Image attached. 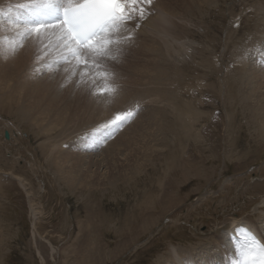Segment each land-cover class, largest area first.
I'll use <instances>...</instances> for the list:
<instances>
[{"label": "rangeland", "instance_id": "rangeland-1", "mask_svg": "<svg viewBox=\"0 0 264 264\" xmlns=\"http://www.w3.org/2000/svg\"><path fill=\"white\" fill-rule=\"evenodd\" d=\"M259 1L152 0L147 6L148 14L164 6L177 16L187 15L186 20L174 18L177 24L188 28L182 37H176L181 40L175 44L182 41L180 44L185 42L188 47L192 39L196 49L192 50L193 55L185 54L187 60L175 51L171 52L172 57L166 54L171 59H161L163 68L158 66L155 72L159 77L154 73L149 76L151 79L144 77L145 81L124 74L133 71L136 64L133 68L137 70L140 62L141 66L145 64L146 55L139 54L141 47L136 45L139 36H132L133 46L130 40L119 50L114 48V60L104 61L112 74L109 81H92L89 74L81 83L83 69L72 75L74 60L50 64L55 53L39 52L41 41L31 35L25 37L26 42L31 37L30 40L39 41L40 47L35 42L38 49L34 50L31 44L35 52L30 55L26 52L30 41L23 44L18 35L21 29L11 26L5 15L0 16V21L7 22V29L0 25L4 26L2 33L15 35L12 44L21 43L22 54L30 56L24 75L19 74L18 78L29 76L30 81L33 79L30 86L42 83L40 86L46 87L48 93L60 94V104L72 99L85 108L93 107L90 111L76 110L90 117L79 121L83 125H79L80 129L54 127L52 116L43 117L42 126L38 127L15 107L0 111V264H154L169 248L196 246L232 220H248L264 237V187L253 188L264 181V143L255 136L237 98L233 101L231 93H227L224 79L227 72L235 71V44L241 39L245 68L249 73V68L262 70L263 58L246 42L247 35L264 39L263 33L256 32L260 27L254 28L259 20L255 8ZM5 2H0V9H4ZM8 4L15 5V15L21 13L17 4ZM237 17L239 26L234 27ZM136 23L129 22L127 28L137 30ZM231 26L236 29L233 33ZM2 39L9 45L7 38ZM35 53L39 57L42 54L41 58L37 59ZM221 53L223 62L219 69L220 64L214 60ZM23 55L21 60L25 59ZM87 79L96 84H90L94 89L87 86ZM247 79L242 85L246 93L256 82L254 78ZM106 83L114 86L116 92L93 94ZM12 87L10 83L8 89ZM18 90L14 94L17 99L21 95ZM21 91L26 92V86ZM83 94H87L85 98ZM130 99L134 102L131 106ZM19 100L26 109V100ZM183 104L193 114L188 119L187 134L181 128L185 123ZM129 106L130 110L138 107L132 123L128 121L106 140L90 139L94 130L116 114L129 111ZM86 121L88 125L83 124ZM129 123H134L133 127L126 130ZM5 130L9 138H4ZM6 170L23 175L29 185L22 187ZM27 193L32 196L31 202Z\"/></svg>", "mask_w": 264, "mask_h": 264}, {"label": "bare ground", "instance_id": "bare-ground-1", "mask_svg": "<svg viewBox=\"0 0 264 264\" xmlns=\"http://www.w3.org/2000/svg\"><path fill=\"white\" fill-rule=\"evenodd\" d=\"M3 1L5 2L6 0H0V2ZM24 0H7L5 2V5H3L2 8L4 9H0V10H4L3 13H6V21L9 22V17H11L12 19H15L16 15H18V13L15 15V11L13 10L14 6L15 5H11V4H8V2L10 3H14V4H18L20 2H22ZM158 1V0H157ZM259 1V0H258ZM17 2V3H15ZM160 2V1H159ZM162 2V0H161ZM174 1H172L173 3ZM201 3V2H200ZM204 3V1H203ZM256 3V2H255ZM2 4V3H1ZM0 4V5H1ZM159 4V3H158ZM199 4V3H198ZM257 4V7L256 10H258V14L259 16L258 17V21L255 23L254 25V28H259L260 27V30L259 31H256L257 33L260 32L261 34L263 33L264 34V0L262 1H259ZM164 5V4H163ZM147 6L148 4H145V9L147 10ZM155 6V5H153ZM171 6V5H170ZM202 6V5H201ZM1 7V6H0ZM186 7V6H185ZM248 7V6H247ZM250 7V6H249ZM153 8V7H152ZM240 8V7H239ZM254 8V9H255ZM11 9V11L9 12L8 10ZM154 9V8H153ZM171 9V8H169ZM176 9V8H175ZM193 9V8H192ZM177 10V9H176ZM23 11V10H22ZM21 11V12H22ZM243 11V10H242ZM245 11V10H244ZM255 11V10H254ZM1 12V11H0ZM262 12V14H261ZM257 13V12H256ZM20 14V13H19ZM186 14V13H185ZM191 14V13H190ZM238 16L240 13H237ZM235 14V15H237ZM246 14V13H245ZM184 15V14H183ZM193 15V14H191ZM187 16V15H186ZM186 16L185 17V20H186ZM177 17L178 19H181L184 17H181V16H177V14H174L172 12H169L168 10H165V7L164 6H160V8L157 9L156 12H154L153 14H148L146 13L145 15V18L143 20H137V23H139V27L137 30H134L133 28H130L131 29V33H132V36L133 37H136V36H139V40L140 42L137 43L136 45L139 46V54H143V55H146L145 56V64L143 66H141V63L140 62V67L137 68H133L132 66H129L132 67V70L129 74L128 73H124L125 75H127L128 77L132 78V79H136V78H142V81L144 79V77H146V79H149L150 75L154 74L156 71L159 70V67L161 68L162 64H161V59L164 58V56L167 57V60L168 59H171V58H168L169 56H171V52L172 51H175V52H178L177 54H180V56L184 59V60H187L188 58L186 57L185 54H189L191 55L192 54V50H195L196 48L192 47L194 45H192L191 43H193V41L189 40L191 43L189 44L191 46V48L188 49L187 47V43L185 44V42H183V44H180L182 43L181 42H178V45L175 44L176 43V40L180 41V39H177L178 38V35H182L181 33H184L187 31L188 28H186V26H183V25H179V23L177 24V22L174 20V18ZM233 18V16H232ZM182 19V20H183ZM188 19V18H187ZM2 21H0V25H5V28L7 29V22L4 21V19H1ZM191 22V21H190ZM236 22V21H235ZM244 22V20H243ZM10 23V22H9ZM234 23V22H233ZM13 25V23H11ZM235 24V23H234ZM241 24V23H240ZM9 25V24H8ZM130 25L129 23L127 24V26ZM16 26V25H15ZM234 26V25H233ZM17 27V26H16ZM22 27L23 25H21V27H18L22 30ZM235 27V26H234ZM231 26V31L232 33L235 32V28ZM129 28V27H128ZM253 28V29H254ZM13 29V28H12ZM2 30H4V26H0V111L2 110H6L8 109L9 111L15 107L16 111L18 113H24L28 116L29 120L34 124V125H38V127L42 126V123H41V119L43 117H49V116H52L53 117V121H54V124L53 126L54 127H63L65 125L68 126V128H72L74 129L73 127H78L79 125H82V123H79V121L81 119L85 120V119H89L90 120V117H86L82 114H80L81 111H76V110H80L82 108V111L83 110H86L88 109L89 111L91 109L89 108H85L84 105L81 103L79 104V102H76L78 103V106H75V100H72L70 99L71 101L69 102V100H66L65 102H67V104L64 102L63 104H60V102L62 100L59 99V93H58V90H57V94H59L58 96L55 94L52 93H48L46 91V87H41L42 86V83H40V85H37L35 84V86H30L29 84L31 83V81L33 80L31 77V81L29 80V76L26 77L25 75V78L24 79H20L18 78L19 77V74L20 75H24L22 74V72L25 69V63L28 62L29 60V54L30 52H33L35 49H38V45H39V41L37 42L36 40H30L31 37H36L34 36V34L31 35V37H29V40L27 39V42H29V47L30 48H27L26 47V52L29 51V54L26 56H24L22 54L23 51H21L19 49L20 45H22L21 43H19V46L15 43L14 44V39H15V35H12L11 36V33H7V34H3L2 33ZM133 30V31H132ZM9 32V31H8ZM13 32V31H12ZM137 32V33H136ZM128 33V32H126ZM136 33V34H134ZM189 33V32H188ZM187 33V34H188ZM258 33V34H260ZM186 34V33H185ZM135 35V36H134ZM253 35V34H251ZM257 35V34H256ZM127 36V35H126ZM179 36V37H180ZM3 37L7 38L10 42H9V45H6L7 43L4 41L5 39H2ZM177 37V38H176ZM182 37V36H181ZM186 37V36H185ZM259 37V36H258ZM264 37V36H263ZM246 38V37H245ZM257 36L255 37V35L252 37V36H249L247 35V39H246V42H248L250 45H253V49L256 51V54L260 57V58H263V61H264V39L261 38V36L259 37V39H256ZM261 38V39H260ZM187 39V37H186ZM189 39V38H188ZM187 39V40H188ZM241 39V38H240ZM135 40V39H134ZM133 40V41H134ZM196 40V39H195ZM243 41L244 39H241L239 42H237L235 45L236 49V53H234L235 55V58H236V61H234L236 64L234 65L235 67H233L235 69V71H229L230 74H225V81L228 83V88H229V91L227 92L228 94L231 93V97L233 98V101H236L235 99L237 98L239 104L241 105V110H242V113L244 114V116L248 119V121L252 124V128H253V131L255 132V136L258 137L259 140H261L263 143H264V64L262 65L261 64V67H262V70L260 68H254L253 70L251 68H249V70L251 71L249 73L248 69L245 68L246 64V60L245 62L242 61V45L244 46L243 44ZM23 44L27 43L26 42V38H23ZM38 44H36V43ZM130 42V41H129ZM198 42V41H197ZM245 42V43H246ZM13 43V44H12ZM134 43V42H133ZM132 43V39H131V44L132 46L134 45ZM34 45L35 48L32 49V45ZM248 44V45H249ZM40 45H41V49H39L38 51L39 52H43V46H42V43L40 42ZM39 45V47H40ZM247 45V43L245 44ZM23 46V45H22ZM199 47V46H197ZM248 47V46H247ZM246 47V48H247ZM250 47V46H249ZM2 48V49H1ZM205 48V46H204ZM201 49V48H200ZM223 49V48H222ZM248 49V48H247ZM246 49V53L248 52V50ZM252 49V46L250 47V50ZM137 50V51H139ZM144 50V52H143ZM206 50V49H205ZM136 51V52H137ZM35 52V51H34ZM197 52V51H196ZM211 52V51H210ZM38 53V52H37ZM37 53H35L37 55ZM195 53V52H194ZM169 56H167V55ZM199 54V53H198ZM211 54V53H210ZM22 55L24 56V60L22 58ZM31 55V54H30ZM188 55V56H189ZM193 55V54H192ZM214 55V54H213ZM233 55V54H232ZM42 56V54H41ZM40 56V57H41ZM174 56V55H173ZM179 56V55H178ZM247 55H245L244 57H246ZM35 57V55H34ZM37 57H39L37 55ZM172 57V56H171ZM176 58V56H174ZM233 57V56H232ZM192 58V57H191ZM248 58V57H246ZM31 59V58H30ZM119 59V58H118ZM176 59H179V58H176ZM174 60L175 64H176V61L177 60ZM193 59V58H192ZM191 59V60H192ZM212 59V58H211ZM6 60V61H5ZM20 60L23 62L21 65H20ZM181 59H179L180 61ZM133 61V60H132ZM143 61V63H144ZM166 61V60H165ZM178 61V62H179ZM194 61V60H193ZM215 63H217L218 65L220 64L219 66V69H221V64L223 62V57H222V53L218 56L216 54V59L214 60ZM177 62V63H178ZM212 62V61H211ZM72 63H75V62H72ZM163 63V62H162ZM187 63V62H186ZM248 63V62H247ZM33 64V62H32ZM161 64V65H160ZM200 64V63H199ZM125 65V64H123ZM165 65V64H163ZM167 65V64H166ZM177 65V64H176ZM214 65V64H213ZM245 65V66H244ZM122 66V65H121ZM159 66V67H158ZM175 65L172 66V68L174 67ZM178 66V65H177ZM176 66V68H177ZM248 66V65H247ZM124 67V66H123ZM125 67H128V66H125ZM137 67V64L136 66ZM179 67V66H178ZM203 67V66H202ZM251 67V66H250ZM259 67V66H258ZM163 68V67H162ZM218 68V67H217ZM126 69V68H125ZM157 69V70H156ZM179 69V68H178ZM161 70V69H160ZM186 70V69H185ZM127 71V69H126ZM162 71V70H161ZM159 71V72H161ZM217 72H219L217 70ZM170 73V72H169ZM26 74V73H25ZM29 74H32V73H29ZM157 74V73H155ZM154 74V75H155ZM203 74H205L203 72ZM215 74V73H214ZM218 74V73H217ZM28 75V74H27ZM79 75V74H78ZM169 75V74H167ZM31 76V75H30ZM124 76V75H123ZM157 77H159V75L157 74L156 75ZM174 76V75H173ZM179 76V75H178ZM38 77V76H37ZM149 77V78H148ZM163 77V78H162ZM165 76H161V78L163 80ZM167 77V76H166ZM165 77V78H166ZM172 77V76H171ZM170 77V79H172ZM201 77V76H200ZM91 80H92V76L89 77ZM129 78V81L131 80ZM152 78V76H151ZM150 78V79H151ZM247 78H254L255 79V84L253 86H250L249 87V91H245L244 89V86H242L243 84H245L246 82H248V79ZM158 79V78H157ZM168 79V77H167ZM88 80V79H87ZM86 80V81H87ZM88 80L87 83L89 85L87 86H90V84L94 83L92 81L94 80ZM139 80V79H137ZM162 80V81H163ZM42 81V80H41ZM78 81V80H77ZM95 81H98L95 80ZM141 80L137 81L138 84H140ZM155 81V80H154ZM153 81V82H154ZM160 81V79L158 80ZM223 81V80H221ZM136 82V83H137ZM161 82V81H160ZM10 83H13V87L8 89V85ZM100 83V82H98ZM130 83V82H129ZM134 83V82H133ZM200 83V82H199ZM49 84V83H48ZM47 84V85H48ZM81 84V83H80ZM85 84V83H84ZM95 84V83H94ZM102 84V83H101ZM29 85V87H28ZM52 85V84H51ZM96 85V84H95ZM94 85V86H95ZM180 85V84H179ZM26 86V92L24 91L22 93L21 90H23V88ZM40 86V87H39ZM15 87H17L18 89H15ZM54 87V86H53ZM69 87V86H68ZM96 87V86H95ZM99 87V86H97ZM96 87V88H97ZM219 87V86H218ZM83 88V87H82ZM93 88V87H91ZM176 88V87H175ZM181 88H182V85H181ZM225 88V87H224ZM94 89V88H93ZM219 89V88H218ZM18 90V92L21 94L18 96V99L15 98L14 94H16V91ZM225 90V89H224ZM15 91V92H13ZM79 91V90H78ZM82 91V89H81ZM56 92V89L55 91ZM80 92V91H79ZM85 92V91H84ZM213 92V91H212ZM64 93V92H63ZM62 93V94H63ZM76 94V92H74ZM83 93V92H81ZM66 94V93H65ZM64 94V95H65ZM90 94V93H89ZM88 94V95H89ZM94 94V93H93ZM84 95V94H83ZM87 94L84 95V98L86 97ZM219 95V94H218ZM67 96V95H66ZM65 96V97H66ZM98 97V96H97ZM226 97V96H225ZM21 98H24L26 100V109L25 107L23 106L22 104V101L19 100ZM76 98V96L74 97V99ZM82 98V97H81ZM80 98V99H81ZM88 98V97H87ZM99 98V97H98ZM105 98V97H104ZM136 98V97H135ZM62 99H63V96H62ZM67 99V97H66ZM100 99V98H99ZM103 99V98H102ZM65 100V99H63ZM79 100V99H78ZM77 100V101H78ZM131 102L130 106L134 103L132 102V100L130 99L129 100ZM180 101V100H179ZM185 101V100H184ZM189 102V100H187ZM202 101V100H200ZM89 102V101H87ZM97 102H99L97 100ZM230 102V101H229ZM232 102V101H231ZM75 103V104H74ZM107 103V102H106ZM182 103V102H181ZM199 103V102H197ZM65 104V106H63ZM95 105H97L96 103H94ZM174 104V103H173ZM186 104V103H185ZM183 104V105H185ZM192 104V103H190ZM74 105V107H73ZM79 105H81L79 107ZM100 105V104H99ZM197 105V104H196ZM98 106V105H97ZM130 106H129V110H130ZM186 106V105H185ZM192 106V105H191ZM106 108V107H105ZM104 108V109H105ZM173 108V107H172ZM137 110V108H135ZM184 109V108H183ZM182 111H184L183 113V118H185V121H183V126L181 128H183L187 134L188 132V124L189 123V120L191 119V117L193 116L192 113H190V110H188V107L186 106V110L184 109ZM195 108H193L194 110ZM197 109V108H196ZM200 109V107L198 108V110ZM96 110V109H95ZM135 110V111H136ZM173 110V109H172ZM123 111V110H122ZM79 112V113H78ZM94 112V111H93ZM176 112V110H175ZM179 112H181L179 110ZM177 112V113H179ZM197 112V111H196ZM200 113V111H198ZM197 112V113H198ZM86 113V112H85ZM89 113V112H88ZM98 113V112H97ZM195 113V112H193ZM197 113H196V119H197ZM87 114V113H86ZM114 115V114H113ZM175 115L177 117H179V115H177L175 113ZM182 116V115H180ZM83 117V118H82ZM181 118V117H179ZM108 119V118H107ZM177 119V118H176ZM189 119V120H188ZM193 119V118H192ZM195 119V118H194ZM134 120V119H133ZM130 121V123L133 122ZM104 122L106 121L105 119L103 120ZM182 121V120H181ZM187 121V122H186ZM197 121V120H196ZM81 122V121H80ZM172 122V121H171ZM88 123V121L84 122L83 124H86ZM129 123V125H130ZM174 123V122H173ZM172 123V125H173ZM178 123V122H176ZM180 123V122H179ZM126 124V123H125ZM124 124V125H125ZM134 124V123H133ZM132 124V125H133ZM88 125V124H86ZM123 125V126H124ZM127 126L126 130H128V128L130 129V127L132 126ZM176 125V124H175ZM193 125V124H192ZM83 126V125H82ZM85 127V126H84ZM88 127V126H87ZM133 127V126H132ZM131 127V128H132ZM178 127H180L178 125ZM251 127V126H250ZM80 129V126L78 127ZM77 128V129H78ZM180 128V129H181ZM192 128V127H191ZM191 128L189 129V132L191 130ZM76 129V128H75ZM174 129V128H173ZM172 129V130H173ZM179 129V130H180ZM42 131H45L46 129L45 128H42L41 129ZM5 132V131H4ZM183 132V131H182ZM125 132L121 133V135H123ZM175 133V132H174ZM200 133V132H199ZM9 135V134H8ZM199 135V134H198ZM254 136V135H253ZM186 137V136H185ZM9 138V137H8ZM187 138V137H186ZM184 140V139H183ZM73 156V154H71ZM62 156V155H61ZM77 158V157H76ZM173 158V157H172ZM58 159V158H57ZM10 168V167H9ZM62 167L60 165H58V171L62 172L63 174V171L61 169ZM13 170V169H12ZM12 170H6L7 173H10L12 178H14L22 187H25L27 184H28V180L23 176V175H20V174H16L14 173ZM4 171V170H3ZM72 181V180H70ZM264 181L260 182V183H256L254 184V187L253 188H256V187H264ZM29 185V184H28ZM258 189V188H257ZM262 192V191H261ZM28 194V197H29V202L32 201V196L31 194L27 193ZM32 210V215L34 216V210L33 208H31ZM264 217V215H263ZM34 219V218H33ZM233 219V218H232ZM240 224H243V225H246L248 226L255 234L258 235V237L264 241V237L262 236V234L260 233V230H258V228L253 225L251 222H248V220H232L229 224L227 225H224L223 226V229L219 232L218 230L212 234H210L209 236H206L205 239L199 241L198 244H196V246H192V245H187V246H184V247H181V248H169V250L166 252V254L160 258H158V260L156 259L155 263L154 264H234V259H233V253L231 251V245L230 243H228V240H227V235L229 232L233 231V229L237 226V225H240ZM262 228H264V223H263V226ZM79 245V243H77ZM172 246V245H171ZM84 249V248H83ZM84 252V251H83ZM86 252V251H85ZM83 254V253H82ZM86 254V253H85ZM82 256V255H81ZM87 256L88 255H84ZM87 262V261H86ZM85 263V262H83Z\"/></svg>", "mask_w": 264, "mask_h": 264}, {"label": "snow or ice", "instance_id": "snow-or-ice-1", "mask_svg": "<svg viewBox=\"0 0 264 264\" xmlns=\"http://www.w3.org/2000/svg\"><path fill=\"white\" fill-rule=\"evenodd\" d=\"M152 0H24L16 7L23 11L15 19L9 17V22L17 27L23 25L18 33L20 39L34 34L43 46V54L55 53L50 64L69 63L72 75L81 71L80 82L91 74L97 78L109 81L111 73L105 67L104 61L114 60L113 49H120L122 44L132 39L129 22L143 20L146 15L145 4ZM9 12L11 9L8 10ZM6 13L0 12V16ZM240 17H237L239 26ZM140 25L136 23L138 28ZM123 32H128L123 36ZM41 57H37L40 59ZM116 92L110 83L97 88L94 94L106 95ZM138 110V107H137ZM135 110L118 113L113 119L91 133L92 141H102L131 120ZM228 239L232 242L237 259L234 264H264V241L258 239L246 225H237Z\"/></svg>", "mask_w": 264, "mask_h": 264}, {"label": "water", "instance_id": "water-1", "mask_svg": "<svg viewBox=\"0 0 264 264\" xmlns=\"http://www.w3.org/2000/svg\"><path fill=\"white\" fill-rule=\"evenodd\" d=\"M8 137H9L8 132L5 130V132H4V138H8Z\"/></svg>", "mask_w": 264, "mask_h": 264}]
</instances>
